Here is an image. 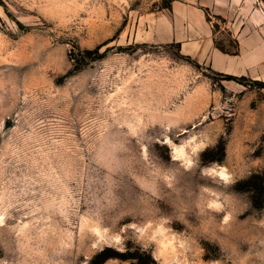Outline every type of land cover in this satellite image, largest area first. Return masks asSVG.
<instances>
[{
	"label": "rangeland",
	"instance_id": "obj_1",
	"mask_svg": "<svg viewBox=\"0 0 264 264\" xmlns=\"http://www.w3.org/2000/svg\"><path fill=\"white\" fill-rule=\"evenodd\" d=\"M168 3L0 0V264H264V83L136 40Z\"/></svg>",
	"mask_w": 264,
	"mask_h": 264
},
{
	"label": "crops",
	"instance_id": "obj_2",
	"mask_svg": "<svg viewBox=\"0 0 264 264\" xmlns=\"http://www.w3.org/2000/svg\"><path fill=\"white\" fill-rule=\"evenodd\" d=\"M212 17L222 19L232 49L218 46L220 29ZM134 37L175 43L183 55L216 72L264 81V7L258 0H170L140 15Z\"/></svg>",
	"mask_w": 264,
	"mask_h": 264
},
{
	"label": "trees",
	"instance_id": "obj_3",
	"mask_svg": "<svg viewBox=\"0 0 264 264\" xmlns=\"http://www.w3.org/2000/svg\"><path fill=\"white\" fill-rule=\"evenodd\" d=\"M169 4H170V0H169V3L166 6H169ZM218 46H220V48H222L223 50H229V49L224 48L223 46H221L219 44H218ZM224 75H227L229 78H234V79H238L240 77H245V76H237V75H232V74H224ZM262 82L264 83V81H262ZM110 250H111V247L110 246H107V247H104L103 249H101L96 254V256L94 258V263H92V264H96L95 260H97V262H99V264H102L108 257H111L113 255H116L115 253L109 252ZM134 264H136V263L134 262Z\"/></svg>",
	"mask_w": 264,
	"mask_h": 264
}]
</instances>
